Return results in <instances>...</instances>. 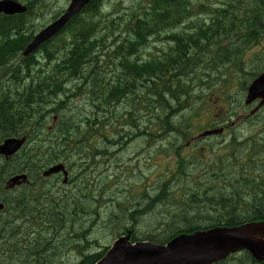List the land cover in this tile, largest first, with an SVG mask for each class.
Returning a JSON list of instances; mask_svg holds the SVG:
<instances>
[{
    "label": "trees",
    "instance_id": "obj_1",
    "mask_svg": "<svg viewBox=\"0 0 264 264\" xmlns=\"http://www.w3.org/2000/svg\"><path fill=\"white\" fill-rule=\"evenodd\" d=\"M123 2L119 10L99 9L100 0L85 9L81 20L67 26L69 40L64 39L59 49L44 46L49 68H37L35 55L16 63L35 33L30 24L36 6L29 4L26 14L0 16V144L9 137L28 139L13 157L0 156V201L5 205L0 210V241L8 253L7 263L51 264L50 258L55 259L61 247L78 242L81 245L71 246L81 252L78 264L102 259L109 246L92 252L88 249L92 242L82 237L84 231L77 233V228L84 229L82 216L100 214L102 202L95 192L105 191L102 178L108 175L102 177L93 168L104 164L110 170L112 159L119 168L120 153L141 136L154 141L175 134L177 139L165 154L171 153L168 157L176 170L164 175L166 180L154 194L140 183L135 204L127 203L129 197L117 201L129 224L119 228H123L119 236L130 233L134 241L164 244L180 233L264 219V162H260L264 144L258 135L244 139L236 133L225 152L202 168L205 178L197 177L199 182L184 193L191 209L179 204L166 215L147 213L158 204L172 206L178 201L171 182L190 177L186 169L192 160L181 150V143L190 138L191 124L177 116L192 107L191 100L202 98L203 86L227 78L229 82L231 64L244 63L247 49L264 40V0H200L197 7L188 0H136L133 6ZM180 25L181 30H176ZM161 34L173 46L159 55L147 53ZM78 96L86 99L80 105L90 100L94 111L83 117L77 114L72 101ZM54 116L57 121L49 127ZM109 129L113 130L108 133ZM61 162L70 171L67 184L56 176H42ZM21 172L28 173L30 184L5 191L4 181ZM115 174L119 182L121 173ZM220 179L229 182L220 184ZM203 202L217 217L205 224L189 222L196 217L192 203L198 208ZM148 216L171 221L162 234L142 237L137 227ZM232 258L218 264H228ZM242 258L231 264H263L248 252Z\"/></svg>",
    "mask_w": 264,
    "mask_h": 264
},
{
    "label": "rangeland",
    "instance_id": "obj_2",
    "mask_svg": "<svg viewBox=\"0 0 264 264\" xmlns=\"http://www.w3.org/2000/svg\"><path fill=\"white\" fill-rule=\"evenodd\" d=\"M134 1L136 0H126L123 3L129 2L130 5L133 6ZM110 2L111 3L109 7H114L116 10L122 9V0H110ZM68 4L69 0H51L50 10L47 11V13L37 21V25L40 26L48 21L54 12L61 9H66ZM233 35L236 34L233 33ZM172 46V43L168 47L166 43H164L163 45H159V47L165 49L164 52H167ZM260 48L261 46H255L248 49V51L245 53V56L248 59L247 68L251 73L261 71L259 69L263 66L262 63H264V56L260 52ZM148 52H152V49L148 48L147 53ZM154 52V55H159L161 52H163V50H155ZM147 53H145V56H147ZM233 69L239 73L240 65L234 64ZM232 74L235 79H237L239 76V74L233 73V71ZM191 75L192 74H190V76ZM243 76L245 78H242V81H244V79L248 80L251 78L249 76V73ZM227 80L225 82L219 81L211 85L208 84L207 86H203V89L201 90L202 98L194 102L193 100H191L190 103L192 104V107H188L186 110L178 114L177 118L179 119V121L185 124L188 123L189 126L191 124L190 138L184 140L181 143L182 154L192 160L191 162H189L188 168L186 169L190 173V177L181 178L178 181L171 182L172 187L174 186L173 189H176V195L177 198H179L178 201H176V204L172 206L166 204L156 205L153 209L147 212L150 213L151 216H156V214L158 213H163L164 215H166V213H173L175 207H177L179 204H183V208L185 209H191L192 207L189 206L188 202H186L188 201V195L184 193H186L187 191L189 192V187H193L196 181L199 182L198 178L201 180L205 178V176H203L205 174V171H203L202 168L206 166L207 163H212V159L215 160L217 157H219V153L225 152V145L227 141L223 143V139L219 138V135L208 136L204 138H200L199 135L204 130L213 128L210 127L211 125L209 126V124L213 120L226 119V116L228 115L230 110L229 104L227 103V97L229 96L227 91L230 82L228 83ZM238 87L242 88L240 84H237L231 94H233L234 100L242 101V99H244L245 93L242 89H238ZM194 90L197 91L196 86L194 87ZM85 101L86 99L82 96L75 97L72 101V107H78L76 113L81 114V117L94 111L89 106V100L87 101L88 106L80 105ZM195 109L197 110L196 113ZM241 112L244 113L245 111ZM246 113H248V111ZM104 114L107 113H101V115ZM233 121H235V119ZM154 122L155 120L152 121V124ZM149 123L150 122H144V125H147ZM228 123L229 121L225 120L224 123L218 124V127H221L223 126V124ZM238 124L239 121H237L234 125ZM234 125L231 124L232 128ZM152 127L153 130H158L157 126L153 125ZM110 130L113 129H109L107 130V132L109 133ZM127 130H130V128L127 127ZM257 130L259 129L253 127L249 128L248 130L246 129V126L235 127L231 130H224L223 137H228L232 133H237L244 138L248 137L249 134H256ZM176 139L177 138L175 134L160 137L154 141H150V139L146 136L134 138V140H132L128 144L127 148L120 153L119 159L121 161L118 163L119 168L116 169L114 166L116 164L115 159L111 160L113 166L110 170H105L106 167L104 166V164H100L98 168H93L96 169L94 170L96 174L102 175V177H106L107 175L108 176L106 178H102L103 182L106 183L105 191L101 195H99L101 190L97 188L95 192V197L102 202L99 207L100 214H85V216H82L83 219L81 220L83 223L80 225L81 222H79L77 225L84 227V229L77 228V233H81L82 231H84L82 237L84 235L85 237H88L92 242L90 243L91 245L90 247H88V249L94 252L98 249L103 250L105 246L110 247L113 241L118 238L119 232L123 230V228H119L123 227L126 224L127 220L125 213L122 212L123 210L118 207L117 201H124V198L129 197L130 201L126 200L127 203L135 204L137 202V198H139V195L141 194V191H139L142 189L140 183L143 182L148 187V191L154 194L157 185L160 182L166 180V177L170 176L176 170L174 161L168 157L171 153L165 154V149H171V143L173 141H176ZM194 157H196V160L194 159ZM198 157L200 158V161ZM137 161L140 162L139 168L136 166ZM198 162L204 165L197 166L196 164ZM260 162H264V152L260 157ZM166 163H169V165L165 166ZM169 169L171 170L169 171ZM116 172L121 173L119 182H116L114 178ZM164 175L166 176L165 178ZM158 177L159 179L160 177L163 178L159 180ZM223 181H225L226 183L229 182L225 179H220L219 183L224 184ZM110 197L111 199L109 200ZM245 197V202L250 201L248 197ZM192 205L194 208H196L194 209V215L196 217L190 218L189 222L193 224H197L199 222L205 224L207 223V221H209V219L217 217V213H212L213 210L210 211V205L207 204V202L199 204L198 208L196 207L197 204L192 203ZM123 215L125 218H123ZM170 221V217L161 219H153L149 216L145 217V219L143 220L144 223L142 222V224L137 227L138 234L142 235V237H146L148 234H162L167 229L166 225H168ZM128 225L129 224H126L124 228ZM63 244H65L64 241H62V245ZM78 244L81 245L80 242H78ZM78 244H68V246H63V248L61 247L62 252L59 251L55 259L54 257L50 258V263L78 264L81 260V252H78L76 249L71 247L76 245L79 246ZM2 245L3 244L0 241V264H11L7 263V261L9 262V258H7L8 253L5 247H1ZM98 246H101V248H98ZM242 255V253L237 254L234 258L228 261V264L239 262L240 259H243Z\"/></svg>",
    "mask_w": 264,
    "mask_h": 264
},
{
    "label": "water",
    "instance_id": "obj_3",
    "mask_svg": "<svg viewBox=\"0 0 264 264\" xmlns=\"http://www.w3.org/2000/svg\"><path fill=\"white\" fill-rule=\"evenodd\" d=\"M90 0H73L71 6L58 21L40 33L29 45L25 54L35 50L39 44L58 32L67 21ZM26 8L12 0L0 1V13L7 14L23 12ZM263 98L264 103V73L249 87L246 103H252L257 98ZM219 131H206L207 136ZM26 138H9L0 145V154L7 158L15 154L24 144ZM64 171L65 179L68 173L63 164L50 167L45 176ZM28 182L27 175H16L6 182V189H13ZM4 205L0 203V209ZM248 251L257 261L264 262V221H251L236 226H218L208 230H198L191 234H180L167 244L151 241L132 242L130 235L115 240L112 247L102 260L96 264H212L224 260L229 255Z\"/></svg>",
    "mask_w": 264,
    "mask_h": 264
},
{
    "label": "flooded vegetation",
    "instance_id": "obj_4",
    "mask_svg": "<svg viewBox=\"0 0 264 264\" xmlns=\"http://www.w3.org/2000/svg\"><path fill=\"white\" fill-rule=\"evenodd\" d=\"M247 88L248 86H244L242 88L243 92L245 93L244 99H242V101L234 100V97H231L230 102L232 103V111L230 117H227V121H229L228 128L231 130L235 127L246 126V129L248 130L251 127L259 129L256 131V134H259L261 142H264V103H262L261 98L255 99L252 103H246L245 100ZM241 111L245 112L242 113ZM247 111L248 113H246ZM234 119L235 121H233ZM219 121H215L216 124H222L224 122L223 119ZM237 121H239V124L234 125ZM231 124L234 125L233 128Z\"/></svg>",
    "mask_w": 264,
    "mask_h": 264
},
{
    "label": "bare ground",
    "instance_id": "obj_5",
    "mask_svg": "<svg viewBox=\"0 0 264 264\" xmlns=\"http://www.w3.org/2000/svg\"><path fill=\"white\" fill-rule=\"evenodd\" d=\"M179 4V3H178ZM236 36V35H235ZM164 80V79H163ZM95 82V81H94ZM96 83V82H95ZM99 84V83H98ZM100 85V84H99ZM92 86V85H91ZM95 89V88H94ZM93 92V91H92ZM95 92V91H94ZM100 92V91H99ZM184 92V91H183ZM97 93V92H96ZM97 98V97H96ZM97 105V104H96ZM97 107V106H96ZM96 116V114H95ZM52 129V128H51ZM52 131V130H51ZM28 140V139H27ZM52 166V165H51ZM22 173V172H21ZM24 173V172H23ZM10 177V176H9ZM30 184V183H29ZM13 191V190H12Z\"/></svg>",
    "mask_w": 264,
    "mask_h": 264
}]
</instances>
